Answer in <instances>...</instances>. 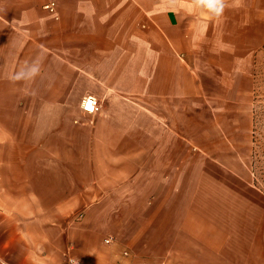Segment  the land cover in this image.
I'll list each match as a JSON object with an SVG mask.
<instances>
[{"label":"crops","instance_id":"crops-1","mask_svg":"<svg viewBox=\"0 0 264 264\" xmlns=\"http://www.w3.org/2000/svg\"><path fill=\"white\" fill-rule=\"evenodd\" d=\"M228 2L0 0V264H257L181 189L213 181L196 142L247 103L264 49V0Z\"/></svg>","mask_w":264,"mask_h":264},{"label":"rangeland","instance_id":"rangeland-1","mask_svg":"<svg viewBox=\"0 0 264 264\" xmlns=\"http://www.w3.org/2000/svg\"><path fill=\"white\" fill-rule=\"evenodd\" d=\"M214 112L219 119L213 120L215 136H210L209 142H196L217 165L208 169L213 181L202 178L197 170L190 187L187 183L181 186L185 198L192 195L183 207L191 203L192 208L202 209L208 205L209 220L225 227L232 237L226 242L247 244L251 248L248 261L264 264V49L255 58L247 103L215 105Z\"/></svg>","mask_w":264,"mask_h":264},{"label":"clouds","instance_id":"clouds-1","mask_svg":"<svg viewBox=\"0 0 264 264\" xmlns=\"http://www.w3.org/2000/svg\"><path fill=\"white\" fill-rule=\"evenodd\" d=\"M192 3L200 9L206 11L209 16L219 18L223 16L225 9L230 6L228 0H192ZM234 4L242 3V0H233ZM43 61L38 53L22 69L11 74L9 77L12 83L25 84L26 82H35L41 74Z\"/></svg>","mask_w":264,"mask_h":264},{"label":"built area","instance_id":"built-area-1","mask_svg":"<svg viewBox=\"0 0 264 264\" xmlns=\"http://www.w3.org/2000/svg\"><path fill=\"white\" fill-rule=\"evenodd\" d=\"M44 9L54 12L55 11V3L53 1L47 2L43 6ZM100 107L99 100L94 96H85L80 102V109L84 114L94 115L98 112ZM68 264H81L77 261L70 260Z\"/></svg>","mask_w":264,"mask_h":264},{"label":"trees","instance_id":"trees-1","mask_svg":"<svg viewBox=\"0 0 264 264\" xmlns=\"http://www.w3.org/2000/svg\"><path fill=\"white\" fill-rule=\"evenodd\" d=\"M253 132H255V130H253Z\"/></svg>","mask_w":264,"mask_h":264}]
</instances>
